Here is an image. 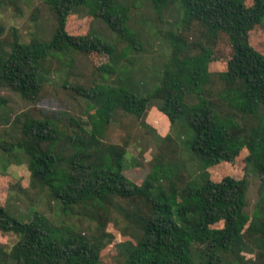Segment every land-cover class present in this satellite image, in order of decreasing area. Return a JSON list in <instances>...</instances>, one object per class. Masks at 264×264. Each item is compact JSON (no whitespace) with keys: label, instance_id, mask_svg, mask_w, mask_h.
I'll return each instance as SVG.
<instances>
[{"label":"trees","instance_id":"trees-1","mask_svg":"<svg viewBox=\"0 0 264 264\" xmlns=\"http://www.w3.org/2000/svg\"><path fill=\"white\" fill-rule=\"evenodd\" d=\"M48 1L57 17L50 42L34 40L24 45L15 40L11 51L3 50L0 45V89H9L26 99L33 97L45 81L41 70L49 53L66 49L93 53L108 56L111 65L119 59L114 58L116 50L102 39L67 33L66 18L75 8L86 4L88 13L104 21L122 40L129 28L124 19L126 10L119 9L115 0ZM134 1L150 3L160 17L162 11L172 7L181 16V26L193 22L205 26L206 34H210L206 36L209 43L212 41L208 38L214 37V33L227 36L233 56L227 70L219 74L225 86L217 94L226 107L213 102L207 91L210 75L206 70L215 59L213 50L199 46L200 50L190 54V45L182 33L169 30L163 39L170 56L159 77L152 80L155 87L149 95L139 96L131 87L106 92L97 87L76 89L80 97L97 109L98 116L86 138H67L72 156L63 157L42 147L50 140L47 121H38L27 129L28 139L2 142L0 149L11 155L16 164H27L33 179L44 188L60 214L88 204L95 208L96 219L104 222L99 213L104 211L106 202L116 198L144 200L150 208L148 216L134 214L127 215V219L133 221L131 226L138 233L140 248L143 245L153 256L147 264H254L256 259L245 254L255 257L264 254V195L249 214L246 180L225 177L216 183L211 180L208 168L233 163L247 149L245 163L252 167L250 171L264 177V54L249 43L250 32L264 22V0H252L249 6L246 0ZM140 44L133 38L128 52L138 53ZM99 71L106 75L113 68L103 64ZM130 75L128 70L127 77ZM187 98L197 101L190 104ZM154 101L158 103L153 104ZM149 107H155L156 113L166 117L172 131L181 123L180 133L185 135L182 147L179 144L177 147L194 165L195 172L179 195L180 201L174 200L176 194L167 193L162 183L165 176L160 173L164 164L160 165L159 161L166 158L165 154H159L162 159L154 158L141 184L134 185L124 174L127 142L118 146L100 140L116 110L141 119ZM228 112L256 116L258 126H242ZM10 122L8 100L0 96V126ZM153 131L157 142L172 138L168 134L158 136ZM79 147L90 152L85 157L76 154ZM64 163L69 168L67 172L60 167ZM42 220L45 217L40 216L37 223H27L0 207V231L17 236L9 250L0 253V264H100L99 243L80 233L58 237Z\"/></svg>","mask_w":264,"mask_h":264},{"label":"rangeland","instance_id":"rangeland-1","mask_svg":"<svg viewBox=\"0 0 264 264\" xmlns=\"http://www.w3.org/2000/svg\"><path fill=\"white\" fill-rule=\"evenodd\" d=\"M115 1L119 9L126 10L124 19L129 28L124 32L126 36L123 40L104 21L91 16L86 4L75 8L66 18L65 30L71 36H96L107 42L116 50L114 58H119L116 64L108 63V56L85 54L76 50L66 49L47 54L41 70L45 81L33 97L26 99L9 89H0V96L8 100L11 114L10 124L0 126V143L28 139L27 129L38 121H47L51 128L48 132L50 140L42 147L61 153L63 157L72 156L74 153L69 148L67 138H86V134H90L95 126L98 116L97 109L90 101L80 97L76 89L91 90L97 87L106 92L131 87L139 96L149 95L153 91V85L155 87L152 80L159 77L163 64L170 56L167 42L163 39L169 30L182 33L190 45V54L200 50L199 46H207L213 50L215 59L206 70L210 75L207 91L213 102L226 105L217 97L225 86L219 74L227 70L228 61L233 56V48L225 34L214 33V37L208 38L212 41L209 43L206 36L210 34H206L205 26L197 22L181 26V16L172 7L162 11L160 17L146 1ZM251 3L252 0H246L248 6ZM56 27L57 17L48 0H0V45L5 51L13 49L15 40L24 45L31 44L34 40L50 42ZM132 33H136V38ZM133 38L141 42L138 53L128 52L129 41ZM249 43L259 53L264 54V22L250 32ZM103 64L110 65L113 68L112 73L104 75L99 71ZM128 70L131 71L129 77ZM196 101V98L186 99L190 104ZM154 102L153 104L158 103ZM155 110V107H149L141 119L116 110L100 140L106 145L118 146L127 142L124 174L134 185L141 184L151 170L154 158L160 156V153L165 154L166 158L158 157L162 159L159 164H164L160 173L165 176L162 183L165 191L171 195L176 194L172 195L174 200L180 201L179 195L186 189L195 167L177 147L178 144L182 147L185 139L184 133H180L181 123L172 131L166 117ZM232 113L226 114L234 116L240 125L258 126L256 116ZM145 124L150 126V130ZM153 129L158 136L165 137L168 134L172 138L157 142ZM89 152L79 147L75 153L84 156ZM248 155L249 151L243 149L233 163H220L208 168V172L211 180L216 183L225 177L246 180V210L251 214L261 200V195H264V177L250 171L252 167L245 163ZM60 167L64 172L69 170L66 163ZM0 207L6 208L11 215L27 223H37L40 216L45 217L41 223L55 230L58 237H71L80 233L96 241L100 245V264H147L153 257L143 245L140 248L138 233L131 226L133 221L127 219V215L148 216L150 208L144 204V200L116 198L106 202L104 211L99 213V218H105L104 222L96 219L95 208L88 204L74 206L67 213L60 214L47 197L44 188L33 179L27 164H16L14 158L4 154L1 149ZM217 226L221 227L222 224ZM16 240L15 234L0 231V253L9 250ZM133 246L135 249H132ZM245 256L256 259L254 264H264L263 253L256 254V257L249 254ZM227 261L229 263L231 260Z\"/></svg>","mask_w":264,"mask_h":264}]
</instances>
